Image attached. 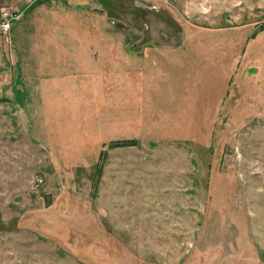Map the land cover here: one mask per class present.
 <instances>
[{"label": "rangeland", "instance_id": "374dc122", "mask_svg": "<svg viewBox=\"0 0 264 264\" xmlns=\"http://www.w3.org/2000/svg\"><path fill=\"white\" fill-rule=\"evenodd\" d=\"M0 264H264V0H0Z\"/></svg>", "mask_w": 264, "mask_h": 264}, {"label": "trees", "instance_id": "16d2710c", "mask_svg": "<svg viewBox=\"0 0 264 264\" xmlns=\"http://www.w3.org/2000/svg\"><path fill=\"white\" fill-rule=\"evenodd\" d=\"M135 144L136 143L133 139H122L111 143L112 146H131Z\"/></svg>", "mask_w": 264, "mask_h": 264}]
</instances>
